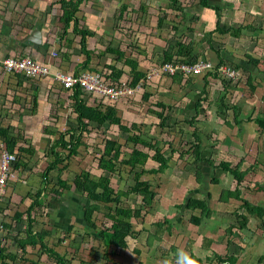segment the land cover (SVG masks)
Listing matches in <instances>:
<instances>
[{"label":"crops","instance_id":"obj_1","mask_svg":"<svg viewBox=\"0 0 264 264\" xmlns=\"http://www.w3.org/2000/svg\"><path fill=\"white\" fill-rule=\"evenodd\" d=\"M61 1L0 0V60L30 57L47 69L31 75L8 72L0 65V127L9 128L11 136L18 137L15 146L1 136L0 139L17 155L20 166V172L14 169V177L8 183L17 182L16 173H34L40 164L46 165V169L51 151L59 139L58 133H66L71 127L74 130L71 132L82 142L77 155L81 146L88 149L84 136L94 134L95 129L90 131L93 126L106 130L115 127L125 143L122 144L118 138H108L104 148L121 144L122 153L115 160L119 169L121 166L130 167L125 160H138V155L133 159L124 157L123 147L129 142L136 144L131 139L133 136L143 139L145 125L154 123V127L163 129L171 127L170 124L185 123L186 129H181V132L187 135L190 148L196 144L202 149L200 159L194 153L193 158H180L179 162L193 159L195 163L191 168L194 173L191 172L189 177L193 176L196 185L194 188L186 187L185 193L192 191V196L203 199L209 191L212 195L209 200H221L223 190L234 191L237 186L235 179L224 169L213 170L208 162L220 164L225 161L233 167L241 164V171L247 172L237 193L240 197L232 195L228 198L240 203L231 206V212L215 213L212 203L208 202L212 215L213 211L215 214L195 225L191 223V216H198L195 211L181 207L187 199L184 203L173 199L170 202L165 196L163 207L154 209L151 219L136 229L143 232L147 228L149 239H143L148 247L146 252H161L159 242H151V239H159L154 223L168 218L170 222L163 226L162 234H158L170 243L164 254L171 264H181V252L189 256L193 254L208 263L207 257L218 253L215 243L231 245L230 254L236 258L234 264H264V211L261 216L252 215L243 207L244 200H248L252 205L264 208V203L251 201L264 196V128L255 121L264 117V0H72L78 5L74 14L77 31H74L73 20L65 31ZM66 1L70 0L63 2ZM68 8L72 10V7ZM80 30L89 33L84 49ZM169 58L172 61H166ZM193 62H210L212 69L201 70L199 74L177 73L173 76L160 71L165 63ZM222 66L234 69L238 75L226 76L220 69ZM87 72L100 73L112 85L136 90L114 101L80 88L79 98L83 100L80 101L75 98L77 89H65L58 76L61 73L77 75ZM138 76L136 85H133L134 78ZM80 102L92 108L98 105L104 113H109L108 107H113L115 117L120 118L121 124L129 131H122L112 122L99 125L88 118L83 119L86 125L81 127L77 119L78 112L84 111L78 106ZM157 113L162 114L165 122ZM197 123H208L206 128L211 130L200 131ZM134 124L136 127L131 129ZM150 140L156 142L152 138ZM158 146L166 158H172ZM56 150L69 155L59 146ZM77 155L67 158L60 167ZM170 161L167 170L171 169ZM146 166L143 175L151 169ZM55 171L59 173L56 169L51 174ZM118 173L119 170L115 176ZM213 178L216 180L214 184L211 183ZM250 183L254 186L252 190L247 186ZM179 194L181 192L175 195ZM252 195L254 198L249 200ZM223 202L228 201L224 199ZM53 206L48 207L47 212L52 210V214L56 213ZM71 212L64 215L58 212L56 216L67 223L72 218L69 226L77 218L68 214ZM242 214L247 217V223H253L254 229L248 228L247 233L242 229L237 233L234 226L232 232L226 229L223 237L221 231L225 228L222 226L229 227L228 219L232 216H237L235 221L240 226L241 221H245ZM60 217L53 221L56 228L63 226ZM45 229L49 231L51 227ZM233 230H236L235 234H232ZM231 234L241 239H230ZM174 239H183L182 246L176 247ZM143 241H140L141 247L129 244L127 249L117 251L116 255L123 251V257L129 259V255L135 253L137 258L132 259L145 264L135 252L140 250V255L144 254ZM150 259L154 262L155 257Z\"/></svg>","mask_w":264,"mask_h":264},{"label":"trees","instance_id":"obj_2","mask_svg":"<svg viewBox=\"0 0 264 264\" xmlns=\"http://www.w3.org/2000/svg\"><path fill=\"white\" fill-rule=\"evenodd\" d=\"M64 6V17L63 22L65 24V31L68 29V26L70 25V22L73 20V27L74 31H77V21L75 18V10L77 9V3L75 4L72 0L63 2ZM204 2V0H201V2ZM68 7H72V10ZM81 34V44L84 47L87 46L86 42V36L89 34L86 30H80ZM192 60V58H191ZM166 61H172L170 58ZM138 77L134 78L133 85H136V82L138 81ZM77 92L75 93V98H78L80 101H83L79 98V93L81 92L80 87H76ZM148 96V95H147ZM145 97V99L147 98ZM80 108H82L84 111L80 110L78 113V123L83 126H85V122L83 121L84 118H88L90 121H96L99 125H104L107 122L115 123L119 126V128L127 132L129 131V128L121 124L120 118L115 117V110L113 107H108L109 113H104L101 109H99L98 105L95 108L87 107L85 103L80 102L78 105ZM161 120L164 121L165 118L162 117V114L157 113ZM264 117L256 118L255 121L258 123L262 128H264ZM165 122V121H164ZM136 125L134 124L131 129H134ZM83 130V129H82ZM74 131L71 128H69L66 133L65 132H59V139L57 143L55 144L54 148L51 151L50 159L48 166L46 169H44L42 173V182L41 186L35 191V194H32L29 196L31 198V203L27 207L26 211H16L13 215L14 224L18 225L20 228L15 233L14 237L12 239H15V243L18 246V252H13L9 250V246L5 245L4 240L7 239V237L0 235V264H23L24 263H30V264H38L35 260L29 259L28 253L30 247H39V249L47 255L48 258L53 259L54 264H72V260L77 259L76 254H71V252L68 251V253H60L56 247H58V244L52 245L49 243L46 239V236L50 237L53 234V231L51 230H35V224L37 222V217L40 215H49V212H47L46 207H44L43 204V197L44 193L49 191L47 184L50 182V175L51 172L59 169L58 173V180H57V186L58 188L53 187L50 190L53 194H56L58 196L63 195L64 191H69L72 187L70 184H68L67 180L62 178V172L68 168V164L63 165L60 167V164H64L65 160L70 158L71 156L78 154V148L82 144V142L79 141V137L76 136L75 133L71 132ZM83 131L81 132V134ZM0 136L10 145L15 146L17 139L15 136H11L9 132V128H1L0 127ZM195 136V135H194ZM69 137V139H67ZM195 138L198 140V136ZM131 139L137 143L143 144L146 148L149 149V152L151 151V159H154L155 162L158 163V166L152 169H148L150 172H165V170L168 168V161L170 159V156L166 158L163 153L161 152L162 149L157 145V142L148 141L145 139H141L139 136H133ZM200 139V138H199ZM157 141V140H156ZM118 142V140H116ZM6 143V144H7ZM119 143V142H118ZM7 144V145H8ZM59 146L62 148V150L68 151V156H66L62 151H57L56 147ZM174 151V150H173ZM193 153L200 159L202 155V149L200 148V145L194 144L192 146ZM175 152V151H174ZM121 144L119 143L118 146H112V147H105L104 152L99 157V164L98 167L103 172L98 175V177L92 175V173L88 170H81L79 173H77L73 180V185L75 186L76 190L79 191L86 199L84 205H83V213H82V221L85 224V232L87 234H94V237L96 240H98L100 243L104 244V247L108 248L105 250V253L103 254V257L108 261H110V255H116V252L119 250H125L129 246L128 237L136 239L140 234V231H136L135 223L139 221L140 224L145 222L146 214L144 213L145 207H137L133 206L131 202L128 200L131 198L130 196L133 195V198H137V196H140L142 198V203L148 206H151V204L154 202L155 198L158 196V192L155 191L150 183L149 180L143 178V172L147 163V160L143 157L137 158L135 161H132L131 159L125 160L128 165H130L132 173L133 181L134 183L129 185L127 189H118L116 190L112 185V179L115 176L116 172L118 171V166L115 163V160H117L121 155ZM182 156V154L180 155ZM210 162L211 167L215 169H224L227 171L236 181V188L234 191H230L228 189L223 190L222 199L227 200L232 195L236 197H240L239 194H237L240 190L239 186L241 183L245 180L244 177L246 175V171H241V164L233 165L229 162L221 161L220 164H215L214 162ZM19 161L16 160L14 169H19ZM199 173V172H198ZM214 173V172H213ZM200 175V173H199ZM219 180L217 179V182ZM211 183H216V180L213 178ZM44 195H43V194ZM209 194L204 196L203 199H198L194 196H192V191L188 193L186 196L187 201L185 204H183L181 207H187L188 209H200L201 214L198 216H191V223L195 225L201 224L203 218H210L212 216V210H210L208 206L209 198L211 193L208 191ZM7 198V201L5 203V207L3 205L0 206V209L4 211L6 208H8L11 199L10 195ZM1 204V203H0ZM244 209H246V212L249 211L254 214H262L264 211V208L262 206L258 205H252L250 201L244 200ZM103 208L105 209L104 216L107 221L104 223V221L101 219V225L98 224L96 219L94 218L95 213H101L103 211ZM244 220H247V217L242 214ZM261 216V215H260ZM144 220V221H143ZM170 222L168 218H165L162 222L157 221L154 223L156 226L155 232H157V236L159 239H155L160 243L162 240L159 234L165 224ZM242 224H240V229H246L245 222L241 221ZM4 227L7 228H13V223L7 224L2 223ZM14 225V226H15ZM23 227V228H22ZM74 228L73 224H70L66 231L70 233ZM229 231L232 232L231 226L229 227ZM159 233V234H158ZM154 240V239H152ZM62 241V240H58ZM111 249V251H109ZM137 254H140V250H136ZM70 254V255H68ZM190 257L196 260V263L198 264H205L203 260L196 257L193 254H190ZM215 257L217 261L220 263H225L227 261H230L231 263H235L236 258L233 256H227V258H223L219 254H215ZM207 261L211 262L210 258L207 257ZM81 264H93L92 261H85L81 260Z\"/></svg>","mask_w":264,"mask_h":264},{"label":"rangeland","instance_id":"obj_3","mask_svg":"<svg viewBox=\"0 0 264 264\" xmlns=\"http://www.w3.org/2000/svg\"><path fill=\"white\" fill-rule=\"evenodd\" d=\"M184 1H190V0H184ZM134 22V21H133ZM232 98V96H231ZM170 123V122H169ZM153 125V126H152ZM208 123H197L198 129L200 131H210L211 128L207 127ZM171 127L166 126L163 129H160L159 127H154V123H151V125H145L143 127L144 130H142V137L145 140L150 141V138L154 139L160 145L166 155H172V158H170V163L172 164L171 169L165 171V174L161 173H156V172H150L147 170L144 173V179H147L150 181L153 189L158 192L157 198H155L154 202L151 204V206L141 204L142 203V198L140 196H137V198H133L131 195L130 199L128 200L133 204V206L137 207H145L144 208V213L146 214L145 222L149 219H151L150 214L152 211L157 209L158 207H163L162 201L165 200V196H167L170 199L175 200L176 202H185L187 199L186 196L188 195V192L185 193V188H191L195 187L196 183L193 180V176L189 177L191 172H192V167H195V163H193V159H187L183 162H179L180 158H193V151L192 148H190V143L188 139L186 138L187 135H183L184 133L181 132V129L184 131L186 129V124L181 123L177 125H172L170 124ZM168 127V128H167ZM95 129L94 134H87L85 137L86 143L89 145L88 149L85 147L81 146L79 150V155L73 157L69 162V166L66 170L62 172V178L67 180L68 184L71 185V189L69 191H64L63 195H56L53 194L50 190L53 187L58 188L57 180H58V174L56 171L51 174L50 176V182L47 184V187L49 191L45 192L44 197H43V204L46 209L52 205H54V209L56 213L52 214V210H50L49 215H40L37 217V222L35 224V230L39 229H45L46 227H51V230H53V234L48 237L47 241L51 243L52 245L58 244L59 246L56 247V249L60 253H68L71 252V254H76L77 259H75L72 264H81V260L85 261H92L93 264H138V260H133L136 255L134 252V255L131 254L129 255V259H126L123 257V254H125L123 251L120 252V254L117 255H110V261L107 262V260L103 257L104 254V244L100 243L96 238L94 237V234H87L85 232V224H83L82 220L80 217H82V208L83 205L86 201L85 197L76 190L75 186L73 185V180L74 177L77 173H79L81 170H88L92 173V175L98 177L99 174L102 173V170L99 169L98 167V159L103 151L104 145L106 143V139L108 138H118L121 140L122 144L125 143V139L122 138L117 131L115 127H111L108 130L100 127L94 128V126L91 128L90 131H93ZM205 133V132H204ZM109 140V139H108ZM173 150L175 151L173 153ZM149 149L143 146L142 144H132L129 142L128 144H125L123 147V154L124 157H130V158H135L137 155H141L143 158L147 160V166L146 167H151L155 168L158 166V163L150 159L148 156ZM215 153L216 150H215ZM182 154V156H180ZM133 155V156H132ZM21 159V158H20ZM186 162V163H185ZM46 165L40 164V166L34 171V173L27 174L26 172H21V174L16 173V180L17 182L13 183L10 181L5 188L0 192L2 194V200H1V205L5 207V203L7 201V198L10 195L11 202L4 211L0 209V224L2 223H13V228H7L4 227L0 229V235L1 236H6L7 239L4 240L5 245H8L10 248V251L13 252H18V246L15 243V239H12L19 230V226L14 224V219L13 215L15 214L16 211H26L27 207L31 203V196L32 194H35V191L41 186L42 182V170L44 169ZM150 169V168H149ZM222 170L221 168H219ZM119 173L117 176H114L112 179V185L113 187L118 190V189H127L129 185L133 184V177L132 173L130 172L131 167L129 166H121L119 167ZM191 170V171H190ZM214 170V169H213ZM16 172H20L16 171ZM194 173V172H192ZM17 174H19V178L17 179ZM222 185V184H220ZM247 186H250L249 190L253 189V184L250 183L247 184ZM222 187V186H221ZM211 188V187H210ZM212 189V188H211ZM255 190H257V186L255 185ZM244 192H249L247 189H243ZM179 195H175L176 193H180ZM214 192V191H213ZM215 193V192H214ZM175 195V196H173ZM160 196V197H159ZM170 196V197H169ZM199 196V195H197ZM203 195H201L202 197ZM249 197V195H248ZM254 198V196H250L248 198L249 200ZM224 200V199H223ZM221 199H215L212 198L209 200L211 204V208L215 210V213L217 211H228L231 212L230 207H234L237 203L239 204L238 200L236 201L235 199L230 200L227 199L226 202H223ZM233 201V202H232ZM251 201L253 203H264V196L259 197V198H254ZM52 204V205H51ZM74 205V206H73ZM73 207V208H72ZM77 208V209H76ZM210 208V209H211ZM74 209L72 212L70 210ZM154 210V213H155ZM80 211V217L78 216V212ZM195 214L200 215V209H195ZM58 212L62 215L66 214L67 212H71L68 214H72L73 216L75 215L77 218L74 220V229L68 233L66 231L68 224L72 221V218L70 219V222H63L60 216H56ZM105 209L103 208V211L101 213H95L94 218L98 222L99 225H101V219L106 223L109 220H106L104 216ZM213 211V215L215 214ZM52 215V216H50ZM212 215V217H213ZM55 217L59 219L60 217V222H63V226H59V228L54 227V220ZM184 217V216H183ZM182 217V218H183ZM236 218L237 216H232L231 219H228V226L233 228L236 226L237 228V233H240L242 229L239 228V226L236 224ZM206 219L203 218V220ZM144 221V220H143ZM144 222V223H145ZM245 228L243 229L244 231L246 230V233L248 228L254 229L253 223L247 220L244 221ZM248 224V225H247ZM15 225V226H14ZM147 225H149L147 223ZM152 226V225H149ZM136 229H140V223L139 221L135 223ZM225 228V230L221 231L223 237L225 235L226 229L229 227L227 226H222ZM23 228V227H22ZM221 228V227H220ZM239 229V230H238ZM146 231H140L139 236L134 239L131 237H128L129 244L132 247H141L140 241H143V239H149L148 234H147V228H145ZM40 231V230H39ZM138 231V230H136ZM225 231V232H224ZM236 231V230H235ZM235 231L233 230L232 234H235ZM170 234V233H169ZM230 235V239H241L238 237H234L233 235ZM226 236V235H225ZM169 238V237H168ZM217 239V238H216ZM247 239H251L250 236H247ZM58 240H62L59 241ZM136 240V241H135ZM156 240H152L151 242L155 243ZM163 242H166L163 244ZM183 239H174V244L176 247L182 246ZM144 243V241H143ZM171 243V244H173ZM160 253L147 251V246L146 243H144L142 246V249L144 251V254H138V257H140L141 262H145V264H171V262L168 261V257L164 254L167 252V250L170 248L169 247V241L168 239H162L160 241ZM158 245V243H157ZM157 245H155V248H157ZM215 246L218 248L216 251L218 252L217 254L222 255L224 258H227V256H231V245H221L220 243H215ZM222 247V248H221ZM229 247V248H228ZM224 248V249H223ZM159 249V247H158ZM166 250V252H165ZM229 251V252H227ZM163 252V253H162ZM130 254V253H129ZM70 255V254H68ZM239 255V254H238ZM143 256V257H141ZM155 257L154 262H151L152 260L150 257ZM169 256V255H168ZM29 259L35 260L38 264H54L53 259H50L47 257L46 254H44L39 247H30L29 248V253H28ZM137 258V257H135ZM134 258V259H135ZM126 259V260H125ZM133 260V261H132ZM173 259H171L172 261ZM211 262L205 263V264H218V261L216 257L211 254L210 257ZM231 263L230 261H227L225 263H220V264H229ZM23 264V262H22ZM24 264H30L24 263ZM198 264V263H196ZM232 264V263H231Z\"/></svg>","mask_w":264,"mask_h":264},{"label":"built area","instance_id":"obj_4","mask_svg":"<svg viewBox=\"0 0 264 264\" xmlns=\"http://www.w3.org/2000/svg\"><path fill=\"white\" fill-rule=\"evenodd\" d=\"M0 65L8 72H24L31 75H37L40 72H46V67H41L38 63L33 62L30 57L16 59L7 57L0 60ZM210 62H193V63H165L160 68L164 74L175 75L182 73L185 75L199 74L201 70H209ZM221 71L228 77H236L238 73L234 69L226 66L220 67ZM60 82L66 89H73L77 86L84 88L89 92H94L102 96L109 97L110 100L117 101L120 98L132 94L136 89L131 87H120L110 84L100 73H81L78 75L61 73ZM0 192L8 184L9 179L14 177L13 168L17 160V155L10 151L6 144L0 139ZM2 194H0V203ZM3 224H0V229Z\"/></svg>","mask_w":264,"mask_h":264},{"label":"clouds","instance_id":"obj_5","mask_svg":"<svg viewBox=\"0 0 264 264\" xmlns=\"http://www.w3.org/2000/svg\"><path fill=\"white\" fill-rule=\"evenodd\" d=\"M69 74V73H67ZM78 75V74H77ZM62 85V83H61ZM63 86V85H62ZM64 87V86H63ZM77 87H80V86H77ZM65 88V87H64ZM76 88V87H75ZM82 88V87H80ZM66 89V88H65ZM74 89V88H73ZM73 89H67V90H73ZM83 90H85L84 88H82ZM87 91V90H85ZM89 92V91H87ZM90 93H94V92H90ZM180 261H181V264H196V260L191 258L187 253H184V252H181L180 253Z\"/></svg>","mask_w":264,"mask_h":264}]
</instances>
